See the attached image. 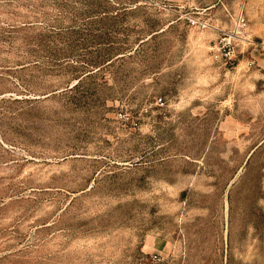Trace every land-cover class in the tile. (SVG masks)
I'll return each mask as SVG.
<instances>
[{
    "label": "rangeland",
    "instance_id": "374dc122",
    "mask_svg": "<svg viewBox=\"0 0 264 264\" xmlns=\"http://www.w3.org/2000/svg\"><path fill=\"white\" fill-rule=\"evenodd\" d=\"M0 264H264V0H0Z\"/></svg>",
    "mask_w": 264,
    "mask_h": 264
},
{
    "label": "trees",
    "instance_id": "16d2710c",
    "mask_svg": "<svg viewBox=\"0 0 264 264\" xmlns=\"http://www.w3.org/2000/svg\"><path fill=\"white\" fill-rule=\"evenodd\" d=\"M158 31H153L151 32L147 37L140 39L138 41V43L133 47L130 48L128 52L126 53H119V54H113L116 51H119V49H115L113 47V43L110 41H107V43L105 44V46H107L105 49H100V50H96V53L98 54V56L96 57L95 60H92V62L86 63V62H82L79 63L77 61H73L71 60L70 57L65 56L64 58H62V61L64 63H69V62H73L75 65H78L79 63V67H81V69H86V68H95V72L91 71H87L85 73H81L78 77L75 78V82L74 84H72L68 89L63 90V93L69 94V93H75L78 92L81 88H83L85 82H87L88 80H91L94 78V73H96L97 71H99L103 66H107L112 64L114 61H117L118 59H122L124 58L127 54L128 57L131 56L132 54H135L139 51V48H141L146 42H148L149 40H151L155 35L163 32H159ZM104 45V44H103ZM103 52V53H102ZM119 55H121L120 57H118ZM102 83L103 85L106 86V81L104 78H102ZM44 98H47L48 95L43 96ZM161 101V99H159ZM259 148V146H255L252 150V153L250 154V156L248 157L245 167H248L250 164V160L251 158L254 156L256 150ZM244 171V175L242 176V178L245 176V172H247L245 170V168H243ZM257 192L260 193V187L257 189ZM259 194L257 196V198H259Z\"/></svg>",
    "mask_w": 264,
    "mask_h": 264
},
{
    "label": "built area",
    "instance_id": "2783aa9c",
    "mask_svg": "<svg viewBox=\"0 0 264 264\" xmlns=\"http://www.w3.org/2000/svg\"><path fill=\"white\" fill-rule=\"evenodd\" d=\"M238 27H240L241 29L244 27L243 19L238 20Z\"/></svg>",
    "mask_w": 264,
    "mask_h": 264
}]
</instances>
